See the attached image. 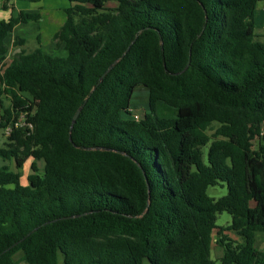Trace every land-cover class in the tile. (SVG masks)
Masks as SVG:
<instances>
[{"label":"trees","instance_id":"16d2710c","mask_svg":"<svg viewBox=\"0 0 264 264\" xmlns=\"http://www.w3.org/2000/svg\"><path fill=\"white\" fill-rule=\"evenodd\" d=\"M259 1L67 0L65 54L16 36L9 62L8 33L40 15L0 20V128L13 127L0 158H31L26 185L0 166V264H216L215 230L219 264H264ZM137 86L148 112L134 119ZM223 211L240 241L216 225Z\"/></svg>","mask_w":264,"mask_h":264},{"label":"rangeland","instance_id":"374dc122","mask_svg":"<svg viewBox=\"0 0 264 264\" xmlns=\"http://www.w3.org/2000/svg\"><path fill=\"white\" fill-rule=\"evenodd\" d=\"M15 1L13 9H8V12L2 11V4L0 2V20L3 18L6 19L7 16H17L20 10L27 12H36L40 15V20L38 21H29L25 24H18L15 26L13 31L9 32L6 39L5 44L8 47V61L11 56L19 49L18 47L12 46V42L16 36L26 38L25 43L22 47L26 49L34 48L38 45L48 54L63 56L65 51L62 50L63 47H57L56 41L51 37L53 32L58 28L57 21L59 20L58 16L62 18V24L65 21V13L63 7H65L68 2L67 0H59V3H55L53 0H12ZM18 4V6H17ZM56 13V14H55ZM58 15V16H57ZM61 26V25H60ZM254 32L256 35H262L264 33V11H263V2L259 1L256 4L254 11ZM37 35L39 36V41L37 40ZM41 35V38H40ZM5 61V62H6ZM9 62V61H8ZM1 70V67H0ZM1 83V81H0ZM1 87V84H0ZM2 100L7 103V97L1 96ZM129 110L131 114H137L140 118L144 116L146 112H148V92L147 89L143 86H137L131 96L130 99V107ZM25 111H20L18 116L17 125L20 126L23 124ZM11 134V133H10ZM6 129L0 128V148L4 147V143L6 141V137L10 135ZM206 146L204 148V160L206 161ZM31 162V158H28L24 164L20 168H16L13 160L7 158H0V166L5 165L8 166V169L18 173L20 178V183L22 185L27 184L26 176L30 172L29 165ZM38 166L42 168V162H38ZM206 193L208 196L213 197L215 199L225 195L227 193V186L223 182L221 184L208 186L206 189ZM215 223L220 228H225L224 233L227 234L230 238L236 239L240 241V237L231 229L227 230L228 226L231 223V215L226 212H220L216 216ZM261 234H258V236ZM217 237L216 230L213 232V244L211 247V258L216 261V264H219L217 260V256L219 252H222L220 247L214 242V238ZM258 239V237H257ZM257 244V243H256ZM20 253L16 254L15 258L17 259L18 264H25L21 261ZM58 264H63L61 255L58 257ZM143 264H150L147 259L143 260Z\"/></svg>","mask_w":264,"mask_h":264},{"label":"crops","instance_id":"0c3cea01","mask_svg":"<svg viewBox=\"0 0 264 264\" xmlns=\"http://www.w3.org/2000/svg\"><path fill=\"white\" fill-rule=\"evenodd\" d=\"M23 1H26V0H23ZM55 3H59L60 1L59 0H53ZM0 2H1V4H3V2H2V0H0ZM14 3L16 4V2L15 1H12V0H10L8 3H7V5H5L4 7H3V5H2V11H4V12H8V9H13L12 7H14ZM107 5L108 6H114L115 5V2H109V3H107ZM17 6H18V4H17ZM68 6V4L65 6V7H67ZM65 7H63V9L65 8ZM263 11H264V3H263ZM56 14V13H55ZM58 16V15H57ZM9 18V16H7L6 17V19H8ZM58 18H59V20L57 21V25H58V28L55 30V32L60 28V25H62V18L60 17V16H58ZM6 19H2V20H6ZM18 26V25H17ZM55 32H53V34L55 33ZM53 34H52V38H53ZM37 37H39L38 35H37ZM40 38H41V35H40ZM12 46H13V42H12ZM59 46V45H58ZM57 46V47H58ZM59 47H61L62 48V45H60ZM44 49V48H43ZM62 50H64V49H62ZM53 53H55V50H54V52ZM53 53L51 54V55H53ZM55 55V54H54ZM8 56V52H7V54H6V57H5V61H6V59L8 58L7 57ZM0 67H1V65H0ZM0 81H1V83L0 84H2V80H1V70H0ZM258 234H261V235H259L258 236ZM257 237H258V239H257ZM255 241H256V243H257V246H258V248L259 249H261V250H264V232H257L256 233V235H255Z\"/></svg>","mask_w":264,"mask_h":264},{"label":"water","instance_id":"95a60500","mask_svg":"<svg viewBox=\"0 0 264 264\" xmlns=\"http://www.w3.org/2000/svg\"><path fill=\"white\" fill-rule=\"evenodd\" d=\"M115 63H116V60H115L113 63L110 64L109 68H111ZM187 66H188V63H187V65H186V67H187ZM109 68H108V69H109ZM108 69L104 72L103 75H105V74L107 73ZM102 77H103V76H101L100 80L102 79ZM80 110H81V107H79V108L75 111V113H74V115H73V117H72V120H71L70 130H71V127H72V125L74 124V122H75V120H76V118H77V116H78ZM104 149H105V148H104Z\"/></svg>","mask_w":264,"mask_h":264},{"label":"built area","instance_id":"2783aa9c","mask_svg":"<svg viewBox=\"0 0 264 264\" xmlns=\"http://www.w3.org/2000/svg\"><path fill=\"white\" fill-rule=\"evenodd\" d=\"M133 117H134V119H139V116L137 115V114H134L133 115ZM16 125H17V123H16ZM18 126V125H17ZM29 127H31V125L29 124ZM13 127H12V125L11 126H8V127H6L5 129L7 130V132L10 134L11 132H12V129Z\"/></svg>","mask_w":264,"mask_h":264}]
</instances>
